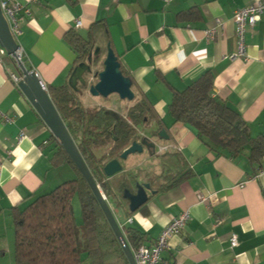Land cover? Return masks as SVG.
I'll return each mask as SVG.
<instances>
[{
    "label": "crops",
    "instance_id": "crops-1",
    "mask_svg": "<svg viewBox=\"0 0 264 264\" xmlns=\"http://www.w3.org/2000/svg\"><path fill=\"white\" fill-rule=\"evenodd\" d=\"M17 1L30 10L19 13L22 59L47 91L65 84L75 65L77 53L65 35L102 28L106 37L98 33V44H110L135 93L152 105L155 118L139 133L149 136L162 120L169 138L150 136L156 152L130 154L120 172L106 177L113 188L120 174L134 171L137 181L154 190L133 212L122 200L118 223L143 232L142 244H148L170 216L187 210V223L161 252L164 264H264V170L250 161L247 149L233 157L210 150L193 127L173 122L167 110V83L182 89L210 70L213 94L240 114L250 136L264 135V14L252 27L245 26L242 55L232 20L236 9L256 0ZM216 19L220 25L209 38L206 31ZM76 20L81 23L77 29ZM11 74L21 76L6 54L0 61V264H14L13 211L75 177L69 165L52 164L54 137ZM80 98L85 105H103L88 91ZM111 99L104 106L121 113L131 105ZM147 163L158 168H144Z\"/></svg>",
    "mask_w": 264,
    "mask_h": 264
},
{
    "label": "trees",
    "instance_id": "trees-1",
    "mask_svg": "<svg viewBox=\"0 0 264 264\" xmlns=\"http://www.w3.org/2000/svg\"><path fill=\"white\" fill-rule=\"evenodd\" d=\"M98 33L106 37L105 29L101 28ZM98 33L93 27L84 36L74 30L65 35L77 53L74 66L86 61L92 44L100 46V52L91 63L101 64L96 76L103 68L106 51V45L97 42ZM121 70L127 75L122 67ZM89 74L85 73V85L78 82L73 87L67 81L48 87V93L106 200L110 195L114 196L119 207L122 200L126 201L122 197L124 188H132L137 174L134 171L120 174L113 189L102 167L105 162L117 158L132 141L140 140L142 135L138 130L147 126L155 114L147 97L138 96L133 85L135 96L124 113L101 104L85 105L80 95L88 91V86L92 84ZM167 85L170 91L167 110L173 122L180 121L193 127L196 136L217 154L233 157L247 149L250 161L260 167L264 135L250 136L240 114L213 94V74L210 70L202 72L182 89ZM157 123V127L148 132L149 136H156L163 125L160 119ZM52 141V164L69 165L75 177L32 196L22 208L13 211L14 264H78L82 253L86 254L90 264H128L88 184L55 138ZM98 149H102L99 155L96 153ZM75 194L81 207L78 225L70 205ZM112 211L115 215V209ZM121 229L130 248L142 244L143 232L124 225Z\"/></svg>",
    "mask_w": 264,
    "mask_h": 264
},
{
    "label": "water",
    "instance_id": "water-1",
    "mask_svg": "<svg viewBox=\"0 0 264 264\" xmlns=\"http://www.w3.org/2000/svg\"><path fill=\"white\" fill-rule=\"evenodd\" d=\"M0 46L5 49L6 53L11 55L21 72L22 78L18 82V86L31 102L35 110L38 112L44 123L49 128L51 134L57 143L64 149L68 157L82 175L88 184L92 194L94 195L101 211L103 212L112 232L115 235L128 264H135L131 248L124 236V233L108 203L106 197L92 175L84 158L82 157L76 143L64 124L59 112L57 111L45 84L39 78L38 74L28 69L24 62L16 55L18 43L13 38L7 21L5 20L0 8ZM92 49L88 51L86 61L79 62L74 66L69 75L68 82L76 87L79 82L86 84L85 73L91 72V63L93 57L100 52V46L92 44ZM94 47V48H93ZM103 68L98 72L97 80L88 86V91L93 96L107 97L111 94H117L120 99L132 100L135 96L132 90V80L130 76L124 75L121 70V64L118 56L114 53L110 44L107 43L106 51L103 56ZM158 139L169 138L165 128H160L156 134ZM157 143L151 138L143 134L140 140H134L125 149L122 150L117 158H112L105 162L102 171L106 177L113 176L122 170V160H126L128 155L133 153H141L144 149L154 154L156 152ZM148 192L153 193L149 183L136 181L132 188H124L122 197L128 202L130 212L137 210L148 199Z\"/></svg>",
    "mask_w": 264,
    "mask_h": 264
},
{
    "label": "built area",
    "instance_id": "built-area-1",
    "mask_svg": "<svg viewBox=\"0 0 264 264\" xmlns=\"http://www.w3.org/2000/svg\"><path fill=\"white\" fill-rule=\"evenodd\" d=\"M35 1V0H30ZM168 1V0H165ZM0 8L2 10L3 16L7 21L10 32L17 41V36L20 33L19 29V13L21 11L29 13V8L17 0H0ZM264 14V3L256 0L253 4L244 6L236 9L232 14V20L234 23V34L237 39L238 54L242 55L244 52V30L245 26L249 25L252 27L255 22L259 19L260 15ZM216 25L209 28L206 31V35L209 38H213L216 32L217 26L220 25L219 19H216ZM81 25L79 20H76L74 27L77 29ZM19 45V44H18ZM7 53L4 48L0 46V61L2 57ZM9 55V54H8ZM17 57L23 61V50L20 46L16 49ZM11 56V55H10ZM12 57V56H11ZM13 58V57H12ZM14 59V58H13ZM15 60V59H14ZM16 62V61H15ZM11 78L14 82L18 83L21 76H16L11 74ZM165 148V146H164ZM260 171L264 170V154L261 156ZM206 198L200 197V200L204 201ZM189 219V213L187 210L182 211L178 215H172L169 218L168 223L162 228L159 235L148 244H140L136 248H131L132 255L135 264H164L161 258V252L168 247V241L173 234L180 232ZM130 220V219H129ZM120 225V224H119ZM122 227V225H120ZM237 244V238L232 235L230 238V245L235 246Z\"/></svg>",
    "mask_w": 264,
    "mask_h": 264
},
{
    "label": "rangeland",
    "instance_id": "rangeland-1",
    "mask_svg": "<svg viewBox=\"0 0 264 264\" xmlns=\"http://www.w3.org/2000/svg\"><path fill=\"white\" fill-rule=\"evenodd\" d=\"M100 68H101L100 62L95 64V65H91V72L88 75L89 81L91 83H94L97 80L96 71L99 70ZM111 98L118 99L119 101L122 100L117 96V94H111L107 97H101L100 96L99 100L102 102L103 105L110 106L112 104ZM124 102H126V104L131 103V101H128V100H124ZM97 154H99V152H97ZM124 161L125 160L121 161L122 166L124 165V163H123ZM154 166L156 168H158V166L154 165V163L153 164L147 163V164H145L144 168H149V167H154ZM108 203H109L111 209H115L116 214H117L118 213L117 211H119V207H117V200L115 199V197L110 195L108 198ZM70 205H71V209H72L73 219H74L75 223L78 225L81 221V207H80V202H79L76 194L72 197V199L70 201ZM118 218H119V216H118ZM78 264H90V263H89L88 258H83Z\"/></svg>",
    "mask_w": 264,
    "mask_h": 264
},
{
    "label": "flooded vegetation",
    "instance_id": "flooded-vegetation-1",
    "mask_svg": "<svg viewBox=\"0 0 264 264\" xmlns=\"http://www.w3.org/2000/svg\"><path fill=\"white\" fill-rule=\"evenodd\" d=\"M150 137V136H149ZM151 138V137H150ZM150 155L152 154V153H150V152H148Z\"/></svg>",
    "mask_w": 264,
    "mask_h": 264
}]
</instances>
